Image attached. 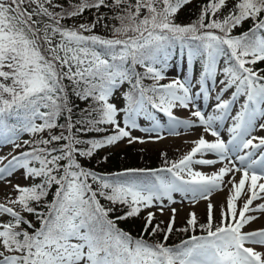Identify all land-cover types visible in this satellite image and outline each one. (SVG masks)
I'll use <instances>...</instances> for the list:
<instances>
[{"label":"snow or ice","instance_id":"obj_1","mask_svg":"<svg viewBox=\"0 0 264 264\" xmlns=\"http://www.w3.org/2000/svg\"><path fill=\"white\" fill-rule=\"evenodd\" d=\"M191 3L0 0V142L13 147L0 157V182L20 170L30 181L12 185L15 197L0 203V264H264V227L245 230L264 217V202L254 205L264 201V136L255 135L264 131V68H256L264 63V0H207L191 23H176ZM85 12L90 21H81ZM177 48L189 72L199 62V75L161 83ZM124 85L118 107L113 97ZM201 95L215 101L210 112L197 105ZM197 127L214 139L202 134L177 160L162 153L158 168L99 173L81 163L121 142L145 143L136 130L162 140L164 131ZM216 164L210 174L193 167ZM225 189L217 219L211 197ZM175 193L193 206L207 201L206 220L189 212L177 228ZM101 199L127 211L113 218ZM153 208L170 209L167 223H154ZM145 210L139 236L118 227ZM175 232L188 235L169 244Z\"/></svg>","mask_w":264,"mask_h":264},{"label":"rangeland","instance_id":"obj_2","mask_svg":"<svg viewBox=\"0 0 264 264\" xmlns=\"http://www.w3.org/2000/svg\"><path fill=\"white\" fill-rule=\"evenodd\" d=\"M197 0H192L193 2H196ZM199 64V62H198ZM196 62L193 63L191 72H189L187 68V55L186 51L181 52L179 50L178 55L176 58L171 59L169 61V67L165 73L167 79L164 80L165 83L169 82L173 78H183L185 76H190L191 78H195L199 75L200 71V65H198ZM218 79H222V77H218ZM211 83V82H210ZM195 90V89H194ZM218 89L213 88L212 89V96L215 95V92ZM124 92V87L122 86L121 89L115 93L113 97V102L118 106V107H123L124 106V100L122 93ZM230 95V94H229ZM197 105L201 107V109L205 112H210L212 110V106L214 105L215 101L210 97L209 100L205 101L203 99V95L196 101ZM239 105L237 104L235 106L236 109H238ZM235 110V109H234ZM175 113L178 117L181 118H186L189 113L186 110L183 109H176ZM159 119L161 120V123L165 125V128L167 127V117L163 116V114H158ZM138 123L141 125V127H148L150 126V122L140 118L138 120ZM231 121H227L225 125L221 128H219V131L221 132L222 137L227 140L229 139V134L227 133V127L230 126ZM178 131L181 132L180 135H169L166 131L162 132L161 135L164 136V139L162 140H149L147 139L148 134L140 132L139 130L133 131V135L137 137H144L146 142L145 143H133V144H128L126 142H121L116 146H111L108 147L109 150L111 151H118L126 147L127 145H136L140 146L143 148H146L148 151L151 150H169L172 151L177 157L180 158L184 154H186L188 151H190L191 147L193 146L192 141L198 139L203 133L202 128H193L191 130H185V129H178ZM153 136L156 134L153 133ZM205 138L208 140H213L214 138L211 137L210 135L204 134ZM255 135L257 136H264V131L257 130L255 132ZM24 139H27V135L23 137ZM107 149V148H106ZM13 152V147L11 144H3L1 145L0 143V157L4 156H9V153ZM10 158V157H9ZM208 159H215L214 155L209 154L207 157ZM6 162V161H5ZM221 164H216L214 166H202V165H194V170L196 171H201L206 174H210L214 171H216L219 167H221ZM22 171H18L16 174H14L12 177L9 179L11 180V183H5V182H0V203L6 202V200L9 197L14 198L16 193L13 190L12 185L15 184H21L25 185L28 184L30 181H27L24 179L22 175ZM239 176L237 175V179ZM227 179V177L225 178ZM228 195L227 189L224 191H218L213 194L211 197V202L214 204L215 208V215L216 218L219 219L220 212H221V206L225 205L226 202V196ZM174 198L178 201L177 203L173 204L172 207L177 209V218H176V225L185 223L189 212H195L197 216H206V205L207 201H200L198 204H195L194 206L190 204L187 200L182 201L181 194L175 193ZM182 201V202H181ZM260 202L264 201H255V204H258ZM152 211L156 212V217H160L164 221H168L169 216H170V209L165 210L164 215H160V213L155 209H151ZM147 210L142 211L143 218L146 215ZM259 227H264V217H262L260 220L252 223L248 228L245 230H253Z\"/></svg>","mask_w":264,"mask_h":264},{"label":"trees","instance_id":"obj_3","mask_svg":"<svg viewBox=\"0 0 264 264\" xmlns=\"http://www.w3.org/2000/svg\"><path fill=\"white\" fill-rule=\"evenodd\" d=\"M65 5H67V0H62ZM207 0H197L196 2H193L189 5L184 6L177 14H176V23L180 24H188L191 23L196 16L199 13L200 6L203 3H206ZM231 4H229V7ZM103 11H107L106 9ZM226 12L227 9H224ZM83 19L91 20L92 19V12H85L84 17L81 18V21ZM69 24L73 23L72 20L68 21ZM250 26V22H245L242 27L234 30V34H239V32L243 30H247V28ZM96 32L101 34H107L105 30L102 27H98ZM177 48L173 51L171 59H174L178 52ZM170 59V60H171ZM256 68H264V63H259L256 65ZM141 71L143 69H140ZM145 83H151V81H145ZM161 83H165L164 81H161ZM128 90V85H124V91ZM73 101L79 105V107H85V104L83 102H80L75 97H73ZM90 136L96 135V134H89ZM1 144L3 142H0ZM162 153H166V158L168 160H177L179 158H176L177 156L169 150H151L148 151L146 148L136 146V145H127L121 150L118 151H111L108 148L99 150L92 158L86 159L81 158V163L84 167L95 170L99 173H109V172H116L121 171L125 168H158L163 166L165 157L162 156ZM103 157H107V160L105 161L102 159ZM101 203L105 207H113L115 208V211L110 213V216L113 218L116 216L123 215L127 209L122 205H111L108 201H105L101 199ZM200 222H204L206 220V216H199L198 217ZM29 219H33L34 217H29ZM160 221H164L160 217H156L154 223H158ZM167 223L166 221H164ZM145 223V220L143 218L142 212L137 217H131L125 220H119L117 221V225L119 228L123 229L126 232H129L133 236H139L142 232L143 225ZM185 223L176 225L177 228H180L184 226ZM188 234L175 232L169 239V244H175L178 243L181 239H185ZM146 239L149 240H159L162 239V234L158 235L156 237H148L145 236Z\"/></svg>","mask_w":264,"mask_h":264}]
</instances>
